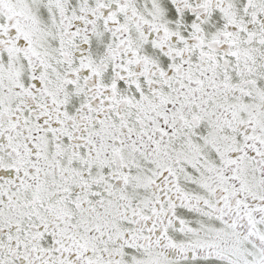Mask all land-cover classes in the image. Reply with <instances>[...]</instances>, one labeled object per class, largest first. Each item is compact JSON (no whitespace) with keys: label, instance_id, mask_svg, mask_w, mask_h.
I'll return each mask as SVG.
<instances>
[{"label":"snow or ice","instance_id":"snow-or-ice-1","mask_svg":"<svg viewBox=\"0 0 264 264\" xmlns=\"http://www.w3.org/2000/svg\"><path fill=\"white\" fill-rule=\"evenodd\" d=\"M0 264H264V0H0Z\"/></svg>","mask_w":264,"mask_h":264}]
</instances>
